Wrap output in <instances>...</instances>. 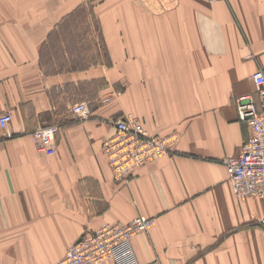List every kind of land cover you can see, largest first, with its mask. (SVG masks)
Listing matches in <instances>:
<instances>
[{
    "label": "crops",
    "instance_id": "crops-1",
    "mask_svg": "<svg viewBox=\"0 0 264 264\" xmlns=\"http://www.w3.org/2000/svg\"><path fill=\"white\" fill-rule=\"evenodd\" d=\"M69 24L91 47L61 58L86 62L49 66ZM257 69L264 0H0V264H55L82 234L141 215L155 221L133 239L140 264H264V200L237 197L223 164L250 134L235 101ZM126 115L176 142L117 182L101 145ZM48 126L39 152L31 133Z\"/></svg>",
    "mask_w": 264,
    "mask_h": 264
},
{
    "label": "built area",
    "instance_id": "built-area-1",
    "mask_svg": "<svg viewBox=\"0 0 264 264\" xmlns=\"http://www.w3.org/2000/svg\"><path fill=\"white\" fill-rule=\"evenodd\" d=\"M251 79L255 94H244L238 96L236 100L239 118L248 125L250 134L240 154L225 159L224 165L227 180L237 197L264 200V69L255 70ZM83 110H85L83 102L71 108L78 117L81 114H84L83 117L86 116ZM10 121L9 113L1 114L0 128L6 129ZM126 123L127 118H118L115 126L119 134L102 144L107 165L117 182L127 181L141 166L167 153L168 149L162 150L163 148L157 145L158 142L164 140L168 144L173 143L172 137L149 135L142 124L131 123L127 127ZM48 130L56 132V128L50 126L38 129L31 134L39 152L44 151L46 145L44 134ZM154 221V218L141 215L127 224H103L92 233L82 234L55 264H101L107 260L113 261L114 264H127L123 263L125 259L119 255L122 252L116 251L119 245L126 246L131 259L128 264H140L132 239L136 234L148 232Z\"/></svg>",
    "mask_w": 264,
    "mask_h": 264
},
{
    "label": "rangeland",
    "instance_id": "rangeland-1",
    "mask_svg": "<svg viewBox=\"0 0 264 264\" xmlns=\"http://www.w3.org/2000/svg\"><path fill=\"white\" fill-rule=\"evenodd\" d=\"M85 13H86V11L80 12L79 13V17H81V14L83 15V17H85ZM86 33H87V28L86 27H83V26L81 27L79 25L71 26L70 24L67 25V26H64L63 28H60L56 32H54L52 34V36L50 37V40L48 41V43L45 46L44 50H43V54H44V56L46 58V61H47L48 65L52 66V67L57 66L56 68H60L62 63L64 64V66H66L69 63L70 64H75V65H79V62H86V60H79V59H71V60H69V62H67V60L61 58V55H62L64 49H67L69 52H71L74 48L75 49L77 48L79 50L81 49L84 52L87 51L88 47H91V45L89 44L88 39H85ZM80 65L82 66L84 64L80 63ZM76 67H78V66H76ZM235 108H236V105H235ZM124 117L125 116H119L116 119H118V118L125 119ZM142 126H143V124H142ZM48 127H50V126H48ZM143 128H144V126H143ZM39 129H41V128H39ZM35 131L36 130H34L33 132H35ZM33 132L31 134H33ZM162 143L164 144L165 148L168 149V150H166L167 153H165V154L163 153L161 156H159L158 158H156L152 162L156 161L157 159H159L162 156H165L167 154L172 153L174 144L173 143H169L168 144V142L164 141V140H162L160 142V144H162ZM168 145H170V146H168ZM159 146H161V145H159ZM101 150H102V145H101ZM102 153H103V151H102ZM152 162H149L148 164H150ZM143 166H141V167H143ZM139 234H141V233H139ZM139 234H136L133 237V239ZM133 239H132V242H133Z\"/></svg>",
    "mask_w": 264,
    "mask_h": 264
},
{
    "label": "bare ground",
    "instance_id": "bare-ground-1",
    "mask_svg": "<svg viewBox=\"0 0 264 264\" xmlns=\"http://www.w3.org/2000/svg\"><path fill=\"white\" fill-rule=\"evenodd\" d=\"M216 1H218V0H216ZM216 1H210V2H216ZM236 100H237V99H236ZM235 105H236V101H235ZM83 111H84V113L86 114V116L83 117L84 114H81L79 117L77 116L78 119H80V120H86V119L89 118V111H88V108H87L86 105H85V110H83ZM85 111H86V112H85ZM5 113H7V112H5ZM2 114H3V113H2ZM72 114H73V115H77V114H75L74 112H72ZM237 116H238V120L241 121L240 118H239L238 112H237ZM125 118H127V123H126L127 127H129L131 123L141 124L140 121H138L137 119L131 117L130 115H126ZM11 120H12V117H11ZM10 122H11V121H10ZM116 122H117V119H116V120L114 121V123H113L114 129H115V132H114L113 136H111L109 139L105 140L104 142H108V141L112 140L113 138H115V136H116L117 134H119V132H118V128H117V126H115ZM241 122H242V121H241ZM9 124H10V123H9ZM0 129H1V128H0ZM2 130H5V129H2ZM8 136H9V135L6 133V134H5V137H8ZM166 137H172V138H173V144H175V142H176L175 135H172V136H166ZM31 138H32V137H31ZM44 138L46 139V141H45ZM44 138H43V139H44V142H45V144H46L45 147H44V151H45V150H47V149L50 147L49 145H51V143L54 141V133L52 132V130L45 131ZM104 142H103V143H104ZM103 143H102V144H103ZM48 144H49V145H48ZM47 145H48V146H47ZM157 145H161L160 142H158ZM160 147L163 148L162 150L165 149V147L163 146V144H162ZM224 162H225V160H224ZM224 162H223V164H224ZM111 173H112V172H111ZM244 198H246V197H244ZM116 251H117V252H122V253H120L119 255L121 256V258L125 259V260L123 261V263H127V264L130 263L131 259H130V256H129L128 252H127V249H126V246H125V245H119V246H117ZM107 261H111V260H107ZM104 262H106V261H104ZM104 262H102V263H104ZM111 262H113V261H111ZM102 263H101V264H102ZM113 263H114V262H113Z\"/></svg>",
    "mask_w": 264,
    "mask_h": 264
}]
</instances>
